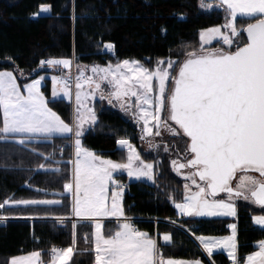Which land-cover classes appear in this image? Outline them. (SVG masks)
<instances>
[{
	"label": "snow or ice",
	"instance_id": "1",
	"mask_svg": "<svg viewBox=\"0 0 264 264\" xmlns=\"http://www.w3.org/2000/svg\"><path fill=\"white\" fill-rule=\"evenodd\" d=\"M219 5L226 11L228 19L223 27L230 30V35L222 34L221 28L216 27L202 31L201 40L205 41L207 37L210 41L219 35L230 48L233 44L231 37L239 34L234 23L237 17L254 20L244 29L247 42L242 47L237 46L235 51L218 50L207 54L188 52L175 75L176 62L172 60L157 61L154 68L145 67L136 60H124L107 67L94 65L90 76L85 75L87 68L78 67L76 108L71 124L48 107V101L40 91L43 77L25 84L21 91L12 72L0 71V112L3 116L0 139L12 138L21 145L37 138L72 139L75 160L68 163L74 164V168L71 179L64 183L63 188L64 192L73 195L75 217L88 221L109 216L123 217L120 199L124 185L118 183L114 173L125 170L129 177H143L155 182V165L145 163L127 139L117 141L118 145L129 150L126 163L103 159L82 146L80 137L84 124L96 121L95 113L86 101L97 92L101 99L106 98L102 90V84L106 82L112 89L107 93L109 103L112 100L121 102V107L126 112L131 111L137 123L142 122L141 139L153 135V127L157 136L164 128L173 136L187 138L185 162L172 161L178 174L181 169L191 170L184 175L182 202L169 197L179 214L189 217L234 216L233 198H251V202L264 207V179L248 175L258 173L260 178H264V0H219ZM201 7L209 10L211 5L201 0ZM49 11L48 5L40 7L42 13ZM104 47L112 50L113 45ZM72 63L69 59L56 58L40 61L41 67L53 69H68ZM72 79L71 75L63 73L54 75L53 97L63 92L70 98ZM169 79L174 85L171 93L166 87ZM85 83L91 91H82ZM164 150L168 151L167 146ZM44 159L52 157L44 156ZM134 162L138 163L134 166ZM39 168L45 169V165L42 163ZM51 171L59 173L61 170L54 168ZM238 172L244 175L233 188L231 182ZM197 177L202 184L197 183ZM193 186L197 190L192 191ZM220 193H226L228 199H216ZM59 203V200L6 199L0 204V209L8 204ZM253 221L264 227V217H254ZM94 227L95 264H199L198 261L165 260L157 241L134 228L130 222L121 223L119 229L107 237L102 234L101 223L95 222ZM229 227L233 229V235L223 240L203 236L197 239L209 255L214 248L227 249L236 264V225ZM73 228H76L75 223ZM162 239L165 243L171 242L169 235H163ZM72 253V248H52L51 262L67 264ZM10 264H43V261L41 253L33 251L29 255L12 258ZM245 264H264V242L260 243L259 251L247 257Z\"/></svg>",
	"mask_w": 264,
	"mask_h": 264
},
{
	"label": "trees",
	"instance_id": "2",
	"mask_svg": "<svg viewBox=\"0 0 264 264\" xmlns=\"http://www.w3.org/2000/svg\"><path fill=\"white\" fill-rule=\"evenodd\" d=\"M42 5L50 7L48 15H37ZM224 21L223 9L200 13L199 0H0V71L12 72L20 84L43 77L40 91L48 107L70 124V102L50 99L47 75L54 73V69L41 67V60L73 57L77 65H105L131 58L151 67L160 59L183 60L188 52L200 53L198 32ZM250 22L254 20L237 17L235 24L245 28ZM242 38L240 47L246 42L244 33ZM106 44L113 45L111 53L103 52ZM215 48L212 45L204 52L216 51ZM96 119L93 128L81 136L84 148L123 162L126 151L116 148L117 141L127 139L136 148L142 143L137 121L127 117L124 110L116 109L108 98L96 102ZM70 144V139L63 137L26 145L0 139V204L6 199L60 201L51 206L0 209L1 216L14 218L0 222V264H9L11 258L33 251L41 253L43 264H49L51 249L55 247L73 249L67 264H94L90 222L77 221L74 229L70 221L55 220L71 216L70 194H65L63 188L71 179ZM185 152L182 149L181 160ZM44 156L52 159L46 160ZM42 163L45 169L39 168ZM167 163L164 155L154 160L155 182H128L121 198L124 216L132 219L137 230L148 236L170 235V243H158L163 258L210 264L192 236L226 235L233 221L239 260L264 239V229L254 226L251 220L253 215L264 214V207L252 209L245 202H235L233 221L178 218L169 197L180 202L184 186ZM53 164L61 170L59 173L51 171ZM121 182L125 183L124 178ZM116 230L114 222L104 223L105 236ZM210 259L213 264H230L222 254H214Z\"/></svg>",
	"mask_w": 264,
	"mask_h": 264
},
{
	"label": "rangeland",
	"instance_id": "3",
	"mask_svg": "<svg viewBox=\"0 0 264 264\" xmlns=\"http://www.w3.org/2000/svg\"><path fill=\"white\" fill-rule=\"evenodd\" d=\"M204 3L205 4H208V5H211V8L209 10H206L205 8L201 7V0H199V12L200 13H208L209 11L213 10V9H223L224 10V13H225V21L224 23H222L221 25H214V26H210V27H207V28H204V29H201L199 32H198V49L199 51L201 52V49L204 51H206L207 49H204V48H208L212 45H216V48L215 49H221V50H224V51H233L239 44H242L243 43V28L244 27H239V26H236L237 28V32L239 33L237 36H234V37H231L232 40H233V44L231 45V47L229 48L228 45H226L224 42H223V39L221 38V36H216V37H213L210 39V41L208 40V38L206 37L205 41H202L201 40V32L202 31H206L208 29H212V28H216V27H220L221 28V33L222 34H227V35H230V30L229 29H225L223 26L226 24L227 22V16H226V11L224 9L223 6H220L219 5V0H204ZM42 13V12H40ZM235 23V22H234ZM198 51V52H199ZM103 52H107V53H111L112 50H108L106 49L105 47L103 48ZM69 60L73 61L72 58H70ZM124 60H135V59H131V58H127V59H122L120 62H123ZM162 60V59H160ZM158 60V61H160ZM168 60H172V61H175V65H174V68H175V71H173L172 69H170V71H173V75H175L176 71H177V68L178 66L180 65L182 59L178 58V57H174V58H166L164 59L163 61H168ZM137 61V60H136ZM118 62V63H120ZM157 62V61H156ZM156 62H153L152 63V66L149 67V68H154L155 65H156ZM109 64L115 66L117 63H107L105 65H101V64H91V65H83V64H80V65H77L74 63H72V65L70 66V68L68 69H62V68H55L54 69V73L52 74H49L47 75V78L49 79L50 81V99L54 100V99H63L65 101H68L70 102V105H71V123H72V118H73V113H74V110L76 108V99H75V93L77 91L76 87H75V77L78 75V67L79 68H87L88 71L85 72V75L86 76H90V75H93L90 71L91 67L94 66V65H98L100 67H107ZM146 67V66H145ZM70 71V73L68 72ZM64 74L65 76L67 75H72L73 74V79H72V86H71V89H70V98L69 97H65L63 95V92H59V94L54 98L53 97V90H54V84H53V80H52V77L55 75V76H60L61 74ZM166 87H167V90H168V93H170V90H171V87H172V80L169 79L168 81H166ZM102 90L105 92V96L106 98L104 99H101L100 97V93L97 92L95 94L94 97H91L89 98L87 101H86V104L88 107L92 108L94 113H95V116H96V102L99 101V100H107V93L112 91V89L107 85V83H103L102 84ZM83 92H89L91 91V87L85 83L84 84V87L82 89ZM126 99V98H125ZM132 100L134 101L135 100V97L132 98ZM114 107L117 109H121V110H124L122 107H121V102H118L116 100H112L111 102ZM134 111V109L132 110ZM124 114L127 116V117H133L132 115V112L131 111H125L124 110ZM165 116L167 115V113L164 114ZM134 118V117H133ZM97 120V119H96ZM96 122V121H95ZM70 123V124H71ZM151 124H154V122H150ZM169 124H171L169 122ZM95 125V123H86L84 124L83 126V134L89 130L90 128H93V126ZM139 127H140V139L143 135V132H142V128H143V124L142 122L141 123H138ZM153 131V135H150V136H145L144 139H141V144L139 146V148H136V147H133L136 152L140 155V158L142 160L145 161V163H152L154 164V160L156 159H160L161 156H166V159H167V166L172 170V172L179 178L183 181V186L185 184V179H184V175L191 171L189 169H181L180 170V173L178 174L177 171L174 170V167L172 165V161L173 160H177L178 163L179 162H185V160H181V156H182V149H186V144H185V141H183V139H181V137H176V136H173L171 134H169V132L164 129V128H161V134L159 136L157 135H154V133L156 132V128L153 127L152 129ZM81 139V137H80ZM70 142H71V152H72V160L71 161H74L75 160V149H74V146L72 148V141L70 139ZM74 144V143H73ZM149 144V146H148ZM165 146H167L168 148V151H165ZM61 148H59L60 150ZM91 151V150H90ZM128 151L127 150L125 153V160L123 162H127V156H128ZM93 152V151H92ZM95 153V152H93ZM96 154V153H95ZM98 155V154H97ZM59 156V155H58ZM101 156V155H100ZM103 159H110V158H107V157H103L101 156ZM111 160V159H110ZM114 161V160H113ZM114 162H117V161H114ZM135 163H138V162H134V166H135ZM73 168H74V164H71V171H70V178L72 176V172H73ZM244 175V173H238L236 174L233 182H232V187L235 188L237 183H239L240 181V178L241 176ZM248 175H252V176H255L257 179H264V178H260L259 176L255 175V174H252V173H248ZM114 176L116 177L117 181L119 184L121 185H124V189H125V184L128 183V182H134V181H142V182H145V183H148V184H151L152 181L151 180H148L147 178H140V179H136L135 177H129L128 174H127V171L125 170H121L120 172H117V173H114ZM121 178H124L125 180V183L121 182ZM189 184H191V181H188ZM197 183H201L197 180ZM202 184V183H201ZM110 191H109V206L111 205V188L112 186L110 185ZM124 189L121 193V198H122V195H123V192H124ZM192 190L196 188L193 186L191 188ZM70 198H71V210H72V204H73V195L70 193ZM217 198H224V199H228L227 197V194H222L220 196H218ZM232 201H238V202H245L249 207H251L252 209L254 208L255 209V205L253 204V202H251V198L249 200H243L241 201L240 199H237V198H233ZM120 205L122 207V203H121V199H120ZM72 213V211H71ZM109 217H113V216H109ZM256 217V216H255ZM259 217H262L261 215H259ZM71 218V220H70ZM102 218H105V217H101V218H97L96 221H89L91 226H92V240H93V251H94V233H95V227H94V224L95 222H99L102 224V234H103V230H104V223L102 221ZM252 218V217H251ZM73 217H69V220H66V221H70L71 225H73L74 223H76L77 221H73L72 220ZM55 220L57 221H65L63 218H56ZM73 221V222H72ZM1 222V221H0ZM70 248V247H69ZM64 249H67V248H64ZM32 253V252H31ZM30 254V253H29ZM29 254H24V255H20V256H17V257H21V256H26V255H29ZM96 255V254H95ZM12 259V258H11ZM10 259V260H11ZM10 264V262H9ZM49 264H52L51 262V257H50V262ZM56 264H59V261L56 262ZM94 264H95V261H94Z\"/></svg>",
	"mask_w": 264,
	"mask_h": 264
},
{
	"label": "crops",
	"instance_id": "4",
	"mask_svg": "<svg viewBox=\"0 0 264 264\" xmlns=\"http://www.w3.org/2000/svg\"><path fill=\"white\" fill-rule=\"evenodd\" d=\"M49 14V12L48 13H40V8L38 9V11H37V15H43V16H45V15H48ZM15 76V75H14ZM38 79H40V78H38ZM38 79H36V80H38ZM17 80V79H16ZM32 82V81H31ZM31 82H24V83H22V84H20V83H18V81H17V84H18V86L21 88V91H23V88H24V85L25 84H29V83H31ZM41 86V85H40ZM0 115H1V126H2V121H3V116H2V112H0ZM8 139H11V141H13V142H15V140L14 139H12V138H8ZM45 139L44 138H37L36 140H34V141H32L33 143L34 142H41V141H44ZM32 142H27L26 141V144L27 143H32ZM16 143V142H15ZM16 144H18V143H16ZM25 144V145H26ZM19 145H21V144H19ZM74 146V145H73ZM116 148L118 149V150H124V151H127L128 149L126 148V147H121L120 145H118V143H116ZM59 155V154H58ZM52 167H50V169H54V164L53 165H51ZM192 190V189H191ZM197 190V189H196ZM192 191H195V189H193ZM65 194H66V192H65ZM70 194V193H69ZM216 199H224V198H216ZM42 200H56V199H42ZM182 200H183V198H182ZM182 200L180 201V202H182ZM225 200H227V199H225ZM16 201H19V200H16ZM233 202V204H235V202L236 201H232ZM51 205H56V204H50V205H44V206H51ZM18 206H27V205H23V204H8V205H5L4 207H18ZM174 210H175V213H176V215H177V217L178 218H181V217H183V218H195V219H209V218H213V219H229V220H232L233 221V219L235 218V215L234 216H211V217H209V216H203V217H199V216H191V217H189V216H182L181 214H179V212H178V210L175 208V205H174ZM72 211V210H71ZM259 215H261L262 217H264V214H259ZM259 215H253L252 216V218H251V220H252V223H253V225L254 226H256V227H258V228H260V229H264V227H262L261 225H259V224H256V223H254V221H253V218L256 216V217H259ZM71 217H73V221H88V220H83V219H80V218H77V217H75V215H74V213H73V211H72V213H71ZM69 218V217H68ZM8 219H14V218H7V217H4V216H1L0 215V221H4V220H8ZM63 219H65V218H63ZM67 219V218H66ZM32 220V219H31ZM102 221H103V223H105V222H114L115 224H116V226H117V230L119 229V227H120V224L121 223H123V222H132V219L131 218H128V217H125V216H123V217H105V218H102ZM89 222V221H88ZM132 224V223H131ZM232 224H234V225H236V223L233 221L232 223H230L229 225H232ZM104 225V224H103ZM133 226V225H132ZM134 227V226H133ZM228 228H229V232H228V234H226V235H222V236H203V237H205V238H211V239H214V240H223L224 238H227V237H229V236H232L233 235V229H231L229 226H228ZM115 233V232H114ZM113 233V234H114ZM112 234V235H113ZM104 235V234H103ZM163 235H169L168 233H160V234H158V236H156V235H153V236H149V237H151L152 239H154V240H156L157 241V244L160 242V243H162V244H168V243H165L164 241H163V239H162V237H163ZM105 236V235H104ZM170 236V235H169ZM105 237H107V236H105ZM157 237V238H156ZM197 237H200V236H196V237H193L192 236V239H193V241L197 244V246L200 248V250L202 251V253H203V255L206 257V259L209 261V263L210 264H213V262L211 261V259H210V257L212 256V255H214V254H222V255H224L225 257H226V259L228 260V262L231 264H234V259L232 258V257H230L229 256V254H228V250L227 249H225V248H214L213 249V251H212V253H211V255H209V253L205 250V248H204V246L200 243V241L197 239ZM261 242H264V239H262V240H260V241H257L254 245H253V250L252 251H250V252H248L241 260H239L238 259V256H237V247H238V244H237V230H236V228H235V243H236V249H235V261H236V264H245V262H246V259H247V257L249 256V255H251V254H253V253H255V252H257V251H259V245H260V243ZM92 244H93V240H92ZM51 253V252H50ZM165 260H168V259H172V260H175V261H185V262H194V261H198L199 262V264H203L202 262H200L199 260H188V259H174V258H164ZM94 261H95V251H94Z\"/></svg>",
	"mask_w": 264,
	"mask_h": 264
},
{
	"label": "water",
	"instance_id": "5",
	"mask_svg": "<svg viewBox=\"0 0 264 264\" xmlns=\"http://www.w3.org/2000/svg\"><path fill=\"white\" fill-rule=\"evenodd\" d=\"M254 22H255V21H254ZM245 28H246V27H245ZM245 28H244V29H245ZM243 33H244V37H245L246 42H247V33H246L245 31H243ZM246 42H245V43H246ZM245 43H244V44H245ZM242 46H243V45H242ZM242 46H241V47H242ZM235 50H236V49H235ZM235 50H234V51H235ZM222 51H223V50H222ZM211 52H214V51L203 52V53H200V54H207V53H211ZM225 52H226V51H225ZM185 59H186V58H185ZM185 59H183V60L181 61V63H182ZM181 63H180V64H181ZM178 70H179V66H178V69H177L176 72H178ZM175 74H176V73H175ZM173 87H174V85H173V82H172V87H171L170 93H171ZM169 122L171 123V121H169ZM184 138L187 140L186 137H184ZM238 173H239V172H238ZM238 173H237V174H238ZM252 174H255V175L259 176L258 173H252ZM235 176H236V175H235ZM234 178H235V177H234ZM234 178H233V180H234ZM196 179L199 181V178H198V177H197ZM233 180H232V182H233ZM199 182H201V181H199ZM232 182H231V183H232ZM201 183H203V182H201ZM66 194H68V193H66ZM222 194H226V193H220L218 196H220V195H222ZM218 196H217V197H218ZM253 203H254V202H253ZM254 204H255V203H254ZM255 205L258 206V207H261V206H259V205H257V204H255ZM231 264H232V263H231Z\"/></svg>",
	"mask_w": 264,
	"mask_h": 264
},
{
	"label": "flooded vegetation",
	"instance_id": "6",
	"mask_svg": "<svg viewBox=\"0 0 264 264\" xmlns=\"http://www.w3.org/2000/svg\"><path fill=\"white\" fill-rule=\"evenodd\" d=\"M237 199H240L241 201H243V200H244L243 198H237Z\"/></svg>",
	"mask_w": 264,
	"mask_h": 264
}]
</instances>
